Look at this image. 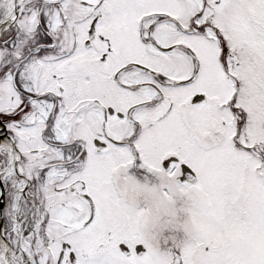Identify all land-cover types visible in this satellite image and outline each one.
<instances>
[{
	"label": "snow or ice",
	"instance_id": "6c2138e0",
	"mask_svg": "<svg viewBox=\"0 0 264 264\" xmlns=\"http://www.w3.org/2000/svg\"><path fill=\"white\" fill-rule=\"evenodd\" d=\"M0 264H264V0H0Z\"/></svg>",
	"mask_w": 264,
	"mask_h": 264
}]
</instances>
